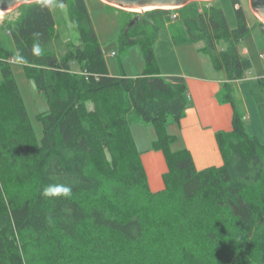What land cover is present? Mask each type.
Listing matches in <instances>:
<instances>
[{"label": "trees", "instance_id": "trees-1", "mask_svg": "<svg viewBox=\"0 0 264 264\" xmlns=\"http://www.w3.org/2000/svg\"><path fill=\"white\" fill-rule=\"evenodd\" d=\"M203 1L147 9L129 26L133 16L104 3L125 17L121 49L136 43L143 52L135 76L109 73L85 0H58L79 32L61 55L50 5L22 3L15 20L0 23L14 45L0 40V264H264V143L247 131L233 85L251 67L237 49L249 25L240 0H231L233 28L220 6ZM166 25L174 43L201 42L225 74L219 99L233 112L231 129L215 132L220 166L197 169L187 149L171 150L166 126L184 116L188 95L157 68L153 44ZM13 59L48 105L37 114L39 139ZM136 121L153 126L152 148L165 158L157 191L131 133ZM54 185L71 192L46 196Z\"/></svg>", "mask_w": 264, "mask_h": 264}, {"label": "crops", "instance_id": "crops-1", "mask_svg": "<svg viewBox=\"0 0 264 264\" xmlns=\"http://www.w3.org/2000/svg\"><path fill=\"white\" fill-rule=\"evenodd\" d=\"M227 21L229 27H235V21L234 23L232 20L227 19ZM94 30L101 44L100 34L95 27ZM101 32L104 34V31ZM201 45L200 42L174 43L167 25L158 30L153 44V54L159 73L167 81L183 83L187 89L188 104L184 116L178 121L169 122L166 126L167 132L175 136L170 146L171 150L187 149L197 169L222 164L215 132L231 129L233 112L229 102L219 99L225 74L213 68L208 56L199 50ZM243 52L248 54V58L254 60L247 47L243 49ZM104 56V58L107 57ZM260 56L264 57L262 53ZM106 64L111 75H118L114 66L112 68L108 61ZM141 66L140 71L125 72V74L128 76L140 74L143 70L144 58ZM233 85L235 101L243 113L247 131L264 143V67L256 76L246 71L242 78L233 82ZM140 123L143 122L136 124L142 125L148 136L144 140L141 139L142 145H139L133 131L131 133L140 152L149 188L151 191H157L164 186L162 173L166 171L167 166L163 152L152 148L155 140L153 126L147 123L150 125L149 128Z\"/></svg>", "mask_w": 264, "mask_h": 264}, {"label": "rangeland", "instance_id": "rangeland-1", "mask_svg": "<svg viewBox=\"0 0 264 264\" xmlns=\"http://www.w3.org/2000/svg\"><path fill=\"white\" fill-rule=\"evenodd\" d=\"M85 2L93 27H95L100 34V45H102L101 48L104 55L107 56L105 58L106 61H108L112 68L114 66L118 73H120L121 69H123L124 72L140 71L142 69L141 63L143 62V52L139 47V44H130L121 49L118 41L125 21L123 13L102 4L101 0H85ZM214 3L220 6L227 19L229 21L232 20L234 23L235 14L231 0H215ZM49 5L55 18L52 47L54 51L61 55L65 53L70 44H78L79 32L74 18L69 13L65 4H60L58 0H51ZM240 5L244 10L249 25V31L239 40L237 43V49L242 56L247 58L249 56L243 52V49H245V47L249 49L250 55H252L254 60L249 58L251 61V67L247 72L248 74L251 72L252 76H256L264 67V57L260 56V53L264 55V30H262L263 26H260L258 23L259 18L252 10L249 0H240ZM18 6L11 10L0 12V23L3 21L15 20L20 13L17 8ZM125 10V12L129 14L127 15L129 17H141L147 9ZM101 31H104V34ZM0 40L6 48L14 49L12 39L6 31H0ZM11 68L27 109L29 120L36 137L39 139L42 135V124L37 119V114L48 109L47 102L39 93L33 81L25 76L22 65L17 60L11 62ZM139 122L142 121L131 123L130 128L137 138V141H139V145H142L141 139L144 140L148 136L145 132V128L142 127V125L136 124ZM140 124H145L150 128V125L147 123L143 122Z\"/></svg>", "mask_w": 264, "mask_h": 264}, {"label": "water", "instance_id": "water-1", "mask_svg": "<svg viewBox=\"0 0 264 264\" xmlns=\"http://www.w3.org/2000/svg\"><path fill=\"white\" fill-rule=\"evenodd\" d=\"M35 0H0V11H8L22 3H28ZM107 4L130 10L150 9L155 7L160 8H176L180 7L192 0H101ZM205 1V0H204ZM250 6L256 16L264 22V0H249ZM138 19L134 16L128 26L133 24Z\"/></svg>", "mask_w": 264, "mask_h": 264}, {"label": "clouds", "instance_id": "clouds-1", "mask_svg": "<svg viewBox=\"0 0 264 264\" xmlns=\"http://www.w3.org/2000/svg\"><path fill=\"white\" fill-rule=\"evenodd\" d=\"M39 2L43 5V6H47L51 3V0H39ZM33 51L36 55H40L41 54V48L40 46L34 45L33 46ZM56 189H59V191H55ZM71 192V189L67 186H63V185H54V186H49L47 189H45L44 194L46 196H67L69 195Z\"/></svg>", "mask_w": 264, "mask_h": 264}, {"label": "built area", "instance_id": "built-area-1", "mask_svg": "<svg viewBox=\"0 0 264 264\" xmlns=\"http://www.w3.org/2000/svg\"><path fill=\"white\" fill-rule=\"evenodd\" d=\"M176 16H177V13L176 12H173L172 14H171V18H176ZM263 24H264V22H263ZM263 28H264V26H263ZM112 54H113V52H112Z\"/></svg>", "mask_w": 264, "mask_h": 264}, {"label": "snow or ice", "instance_id": "snow-or-ice-1", "mask_svg": "<svg viewBox=\"0 0 264 264\" xmlns=\"http://www.w3.org/2000/svg\"><path fill=\"white\" fill-rule=\"evenodd\" d=\"M55 191H59V189H56Z\"/></svg>", "mask_w": 264, "mask_h": 264}, {"label": "bare ground", "instance_id": "bare-ground-1", "mask_svg": "<svg viewBox=\"0 0 264 264\" xmlns=\"http://www.w3.org/2000/svg\"><path fill=\"white\" fill-rule=\"evenodd\" d=\"M145 9H147V8H145ZM0 12H3V11H0Z\"/></svg>", "mask_w": 264, "mask_h": 264}]
</instances>
